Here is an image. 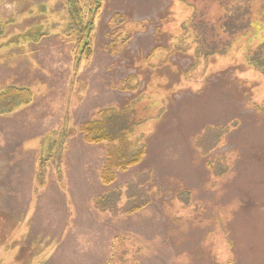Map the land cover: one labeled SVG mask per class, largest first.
<instances>
[{
	"label": "rangeland",
	"instance_id": "rangeland-1",
	"mask_svg": "<svg viewBox=\"0 0 264 264\" xmlns=\"http://www.w3.org/2000/svg\"><path fill=\"white\" fill-rule=\"evenodd\" d=\"M197 1L195 32L186 33L180 25L193 14L180 2L104 0L92 58L75 74L60 34L63 0H0L1 29L15 19L0 46L10 34L48 36L0 49V90L26 86L34 99L0 117V264H264V13L244 16L264 0H225L215 24L201 11L212 0ZM170 10L176 26L167 25ZM115 14L133 33L112 57ZM161 26L177 29L180 49L194 42L156 68L163 52L144 60L169 47L168 34L156 36ZM134 75L140 91L123 92ZM144 89L147 155L105 187L106 145H87L78 126ZM56 140L61 172L49 162L40 187L35 161L43 149L58 155Z\"/></svg>",
	"mask_w": 264,
	"mask_h": 264
},
{
	"label": "trees",
	"instance_id": "trees-1",
	"mask_svg": "<svg viewBox=\"0 0 264 264\" xmlns=\"http://www.w3.org/2000/svg\"><path fill=\"white\" fill-rule=\"evenodd\" d=\"M64 7L66 9V19L65 24L63 23L60 26V34L64 38L68 45H71L72 51V65L73 71L77 74L80 70L82 63L89 61L93 55V36L96 26V20L102 10L104 0H63ZM174 2H180L185 7H187L192 17L187 19L186 23H182L180 25V29L187 33V30L190 29L195 32L194 22L196 18H194V14L197 12V0H172ZM207 1V0H205ZM252 2H258L260 0H251ZM225 0H212V8L207 5L202 6L203 12L202 16H205V19L208 22L213 24L221 21L223 15H225L224 19L227 16V10L225 8ZM214 4V5H213ZM86 7V10L83 8ZM264 7V4L257 7H253L251 11L247 8V11H244V16H247L248 23H251L253 20L259 19L258 17L264 13V11L260 10ZM205 9V10H204ZM220 12H224L219 15ZM259 11V12H258ZM262 11V12H261ZM171 12V13H170ZM170 17L168 18L169 23L167 25H175L176 18L172 17L173 11L170 10ZM241 13V12H240ZM190 16V15H189ZM250 17H252L250 19ZM123 16L119 14H115L111 19V32L108 35V44L106 45V50L109 54L113 56H117L120 51L123 50L125 46L129 43L132 38V33L129 31L130 26L126 27V21H123ZM204 20V18H202ZM14 17L8 18L6 20L7 27L5 30L0 33V38L4 37L5 31L7 32L8 27L13 26ZM125 23V29H123ZM224 20L220 24L222 26L224 24ZM1 25V24H0ZM166 25V26H167ZM142 25L138 24L135 30H141ZM176 30L171 27L168 31L166 27L162 26L161 28L157 27V37L162 33L168 34V39L170 40L169 47L164 46H156L154 50L149 54V56L144 60L147 64L150 63V60L161 52L164 53L165 58L163 61L157 65L156 68H163L169 63V60L180 51L184 50V52L189 51L191 48L190 45L193 44L194 41L188 43L186 48L180 49L179 42L173 41L176 38ZM213 30V27H211ZM241 32H235V38L240 35ZM185 35V34H184ZM10 40L7 44L2 43L1 47H5V45H11L20 43L21 40L28 41L31 40L33 42L39 43L40 40L48 37L46 34H40L37 39H33L31 33L22 34V36H18L15 34H10ZM235 38L231 40L230 43L234 42ZM35 40V41H34ZM237 41V40H235ZM225 53V52H224ZM218 53L221 57L226 56L227 54ZM162 54V53H161ZM224 54V55H221ZM197 56V50L196 55ZM210 57V56H207ZM203 56V58L208 59ZM216 61V59H215ZM213 61V62H215ZM196 64L193 65V67ZM144 66V65H143ZM154 67L152 64L149 65ZM136 75L129 76L126 81L122 85L123 92L135 93L136 90L140 91V86L138 80H136ZM134 82V84H131ZM145 89L139 94V96H135L132 101L127 103L122 107L116 108H108L98 112L96 119H91L84 123H81L78 126V132L82 136L83 141L87 145H106V160L100 171V180L103 186L110 187L113 186L118 180V173H124L130 170L133 167L140 165L144 158L147 155V140H146V129H147V121L151 119L147 114H143L141 112L140 103L145 95ZM33 92L32 89L26 86H18V85H8L0 90V117L10 116L16 113L18 110L24 107H28L33 103ZM165 109L162 108L158 117H162ZM67 134V133H66ZM66 138V135L64 136ZM46 139V138H45ZM62 139V138H61ZM56 141L58 142L56 144ZM52 141L51 148L55 150H59V154L55 155L53 153H46L43 149V153L40 156V160H36V176H40V187L44 185V174L46 165L49 162H52L59 168V172H61V160H62V142L60 140ZM37 164L39 165V169L37 168ZM38 192V188H36ZM36 192V194H37ZM119 190L112 192L111 194H115L111 196V199L114 200L118 195ZM35 194V195H36ZM110 196V194H108ZM103 197V196H101ZM101 199V198H97ZM96 199V200H97ZM137 208H133L130 213L136 211Z\"/></svg>",
	"mask_w": 264,
	"mask_h": 264
},
{
	"label": "crops",
	"instance_id": "crops-1",
	"mask_svg": "<svg viewBox=\"0 0 264 264\" xmlns=\"http://www.w3.org/2000/svg\"><path fill=\"white\" fill-rule=\"evenodd\" d=\"M232 224V223H231ZM236 224V223H235ZM240 224V223H239ZM236 225H238V224H236ZM3 264V263H2ZM4 264H7L6 262H4ZM9 264V263H8ZM11 264V263H10Z\"/></svg>",
	"mask_w": 264,
	"mask_h": 264
}]
</instances>
